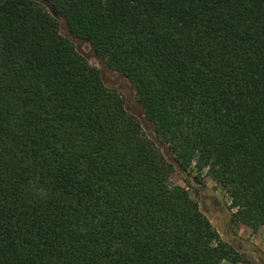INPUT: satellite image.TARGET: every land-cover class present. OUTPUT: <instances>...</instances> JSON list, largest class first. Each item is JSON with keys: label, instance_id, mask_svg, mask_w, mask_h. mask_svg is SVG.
I'll return each instance as SVG.
<instances>
[{"label": "trees", "instance_id": "obj_1", "mask_svg": "<svg viewBox=\"0 0 264 264\" xmlns=\"http://www.w3.org/2000/svg\"><path fill=\"white\" fill-rule=\"evenodd\" d=\"M177 172L264 227V0H0V264H253Z\"/></svg>", "mask_w": 264, "mask_h": 264}, {"label": "rangeland", "instance_id": "obj_2", "mask_svg": "<svg viewBox=\"0 0 264 264\" xmlns=\"http://www.w3.org/2000/svg\"><path fill=\"white\" fill-rule=\"evenodd\" d=\"M62 27L63 30L66 29L65 24H62ZM75 42L78 49L86 56L90 64L103 72L105 83L120 92L126 102L127 110L141 120L145 132L152 136L150 126L144 119V110L136 101L135 91L131 84L121 75L106 69L104 63L89 50L86 44L80 41ZM161 147L166 156L170 158L166 147L163 145ZM170 184L172 186L178 185L187 188L194 199L198 201L204 215L219 232L222 240L228 243L238 242L240 244L242 242L240 246H242L243 251L248 256H251L250 262L253 264H261V262H258L260 261V256L256 250L259 249L262 251V248H264V227L257 233H253L251 229L245 226L233 227L230 222L233 211L230 209L228 194L215 182L207 177H203L199 181L195 179L194 174L183 175L177 172L173 175Z\"/></svg>", "mask_w": 264, "mask_h": 264}, {"label": "crops", "instance_id": "obj_3", "mask_svg": "<svg viewBox=\"0 0 264 264\" xmlns=\"http://www.w3.org/2000/svg\"><path fill=\"white\" fill-rule=\"evenodd\" d=\"M240 235V237H242V235L241 234H239ZM240 243H242V242H240ZM239 250H241L242 251V249H239ZM256 252L259 254V256H260V261H261V263H263L264 261H263V259H264V248H262V251L261 250H256ZM264 264V263H263Z\"/></svg>", "mask_w": 264, "mask_h": 264}]
</instances>
